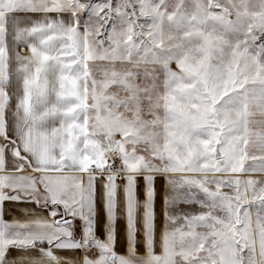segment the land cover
<instances>
[{"label": "snow or ice", "instance_id": "snow-or-ice-1", "mask_svg": "<svg viewBox=\"0 0 264 264\" xmlns=\"http://www.w3.org/2000/svg\"><path fill=\"white\" fill-rule=\"evenodd\" d=\"M0 264H264V0H0Z\"/></svg>", "mask_w": 264, "mask_h": 264}]
</instances>
